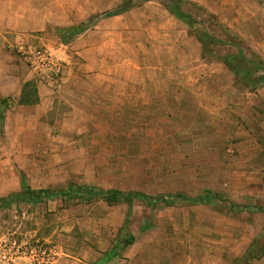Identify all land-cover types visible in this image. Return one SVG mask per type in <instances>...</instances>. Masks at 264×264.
Instances as JSON below:
<instances>
[{
  "label": "rangeland",
  "instance_id": "374dc122",
  "mask_svg": "<svg viewBox=\"0 0 264 264\" xmlns=\"http://www.w3.org/2000/svg\"><path fill=\"white\" fill-rule=\"evenodd\" d=\"M122 1L0 0L6 75L29 76L43 94L35 105H2L0 198L20 191L25 176L35 189L211 190L263 207L264 86L239 83L220 56L239 52L233 37L247 57L264 60V0H186L214 16L211 23L184 6L198 22L193 30L165 0L100 15ZM206 29L225 44L204 56L195 33ZM29 47L52 54L55 66L33 65ZM127 211L60 198L1 209L0 264H98ZM128 227L130 257L112 264H243L237 259L252 244L264 247V213L216 201H137Z\"/></svg>",
  "mask_w": 264,
  "mask_h": 264
},
{
  "label": "trees",
  "instance_id": "16d2710c",
  "mask_svg": "<svg viewBox=\"0 0 264 264\" xmlns=\"http://www.w3.org/2000/svg\"><path fill=\"white\" fill-rule=\"evenodd\" d=\"M165 7L173 14L177 19L184 22L188 27L193 30L198 24L196 17L185 9L184 6L191 5L202 12V15L208 17L210 20L214 16L210 15L203 7L194 3L187 2L186 0H165ZM132 0H123L119 8L114 11H105L101 16L113 17L129 11L134 7ZM91 19V18H90ZM89 19V20H90ZM86 23V22H84ZM217 25V23H215ZM219 25V24H218ZM195 36L199 39L203 48V55L214 53V47L225 44L218 40L215 35L209 32L207 29L203 31H197ZM233 45L239 47V52L228 53L220 56V59L225 62L229 68L233 71L236 80L239 83L244 84L252 91H258L259 88L264 86V60L256 53H252V57H247L243 44L240 40L231 37ZM227 47V46H226ZM40 102V95L38 85L35 81H26L22 88V93L19 98L21 105H35ZM9 104L8 99H4L0 102V125H2L5 118V113L1 109L2 105L7 106ZM62 199L64 201H76L92 203L94 201L102 200L108 205L127 204L128 211L126 213L125 223L120 231L121 236L115 241L113 246L103 254L98 264H107L114 261L117 258L122 257L123 253L136 242L135 235L129 230V222L133 214V206L137 201H142L147 205L156 208L161 204L167 206H173L176 202L184 201L193 205L196 204H208L210 202L228 203L231 207L242 211V209L250 212L264 213V206L258 208H250L249 206L241 207L239 204L232 202L225 196L214 193L211 190H205L197 197H189L183 195H160L153 196L143 191L110 188L105 189L94 185L76 184L70 183L66 188L61 189H35L29 183H27L26 177H22V187L18 192H14L6 197L0 198V210L11 208L13 205L19 204H37L47 200ZM264 257V247L256 246L255 243L250 246V249L239 259L243 264H251L254 260H261ZM237 261V262H238Z\"/></svg>",
  "mask_w": 264,
  "mask_h": 264
},
{
  "label": "crops",
  "instance_id": "0c3cea01",
  "mask_svg": "<svg viewBox=\"0 0 264 264\" xmlns=\"http://www.w3.org/2000/svg\"><path fill=\"white\" fill-rule=\"evenodd\" d=\"M6 31L5 26L2 25V23L0 22V32L4 33ZM3 49L0 50V59L1 56L3 55ZM22 76V75H21ZM20 75L16 76V75H6V71H5V65L4 63H2L0 61V102L4 99H8V101L10 102V100H19L21 93H22V88H23V84L29 80V76L22 79ZM10 79V82H12L11 87L8 86V81L6 80ZM39 86V85H38ZM39 93L40 96L42 97V92L40 91V86H39ZM261 93V92H260ZM262 98L264 100V96L262 95ZM129 249L130 247L123 253L122 257H127L129 256ZM130 257V256H129ZM119 259V258H117ZM115 259V260H117ZM114 260V261H115ZM114 261H111L107 264H112Z\"/></svg>",
  "mask_w": 264,
  "mask_h": 264
},
{
  "label": "built area",
  "instance_id": "2783aa9c",
  "mask_svg": "<svg viewBox=\"0 0 264 264\" xmlns=\"http://www.w3.org/2000/svg\"><path fill=\"white\" fill-rule=\"evenodd\" d=\"M24 46L21 47V50ZM27 57L30 59L31 63L38 68H48L50 66H55V60L47 51L33 50L31 47L24 51Z\"/></svg>",
  "mask_w": 264,
  "mask_h": 264
}]
</instances>
